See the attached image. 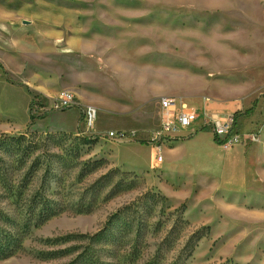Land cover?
<instances>
[{
	"label": "rangeland",
	"instance_id": "obj_1",
	"mask_svg": "<svg viewBox=\"0 0 264 264\" xmlns=\"http://www.w3.org/2000/svg\"><path fill=\"white\" fill-rule=\"evenodd\" d=\"M0 10L19 13L37 32L36 54L0 60V137L24 136L29 144L26 151L0 152V223L19 227L16 233L29 224L19 233L22 250L0 264H66L88 244L75 236L98 232L117 212L126 216L114 225L126 232L127 246L110 259L97 252L102 260L144 264L166 239V264L195 231L209 227L189 264H264V0H0ZM62 32L146 38L127 56L128 76H115L121 94L110 93L111 105L98 108L94 131L87 130L82 107L52 101L66 92L81 104L86 94L106 96L102 85L85 93L73 86L90 66L78 54L64 56ZM120 71L112 67L113 74ZM157 87L162 94L142 108L127 98ZM234 90L255 94L234 114L236 131L259 137L241 144L260 148L254 190L237 197L216 190L189 209V199L180 196L174 206L156 178L126 166H149L155 136L150 140L145 130L160 129V98L195 108L193 95L214 99ZM110 131L125 139L110 138ZM183 208L184 223L176 222L171 213ZM135 244L139 253L130 261Z\"/></svg>",
	"mask_w": 264,
	"mask_h": 264
},
{
	"label": "crops",
	"instance_id": "obj_2",
	"mask_svg": "<svg viewBox=\"0 0 264 264\" xmlns=\"http://www.w3.org/2000/svg\"><path fill=\"white\" fill-rule=\"evenodd\" d=\"M36 33L23 24L19 13L10 14L0 10V60L5 61L7 54H36ZM61 39L65 57L71 53L78 54L90 66L86 68L89 73L73 86H82L84 90H80L85 93L89 92V87L96 89L102 85L101 89L106 94L104 98L86 94L87 100L82 101L81 96L80 101L104 109L105 105H111L110 93L121 94L117 90L115 76L124 79L128 76L126 69L133 63L129 58L127 60V56L136 46H144L146 38L143 32H62ZM112 67L120 68L121 71L113 74ZM67 78L70 80L69 75ZM162 92L159 87L146 88L127 97L126 92L122 91L121 99L127 97L133 105L138 104L142 108ZM243 95L234 90L214 99L191 96L199 120L190 128L177 130L170 138L150 143L152 156L148 167L137 164L126 166L146 172L151 180L156 178L155 185L174 206L181 203L180 196L184 198L182 200L189 199V209L198 205L197 199H204L216 190L235 197L241 191L254 190L255 173L261 165L260 148L256 146L248 149L241 144L226 148L217 143L211 130L202 129L205 114L219 117L233 115L245 108L255 94L248 98ZM145 132L152 136L150 140L156 134V131ZM159 157H162L161 162L158 161Z\"/></svg>",
	"mask_w": 264,
	"mask_h": 264
},
{
	"label": "trees",
	"instance_id": "obj_3",
	"mask_svg": "<svg viewBox=\"0 0 264 264\" xmlns=\"http://www.w3.org/2000/svg\"><path fill=\"white\" fill-rule=\"evenodd\" d=\"M27 139L24 136L19 137H9L3 136L0 137V152H18L23 148L26 151V146L28 147ZM26 143V145H24ZM25 151L23 153H25ZM1 160V159H0ZM184 208L176 209L171 216L175 217L176 222L184 223L183 220ZM2 215L0 214V219ZM122 217H126L122 212H117L112 215L108 221L98 230V232L92 235H76L78 239L88 240V244L85 245L83 251H79L73 258L66 264H115L112 260H102L99 255L106 256L107 258L114 257L116 254V249L120 247V245H126L124 243V235L126 232H120L118 227L114 224L119 222ZM4 223V220H3ZM6 224L0 223V258H6L13 256L22 250V246L20 243L19 233H23L27 231V226L29 224H25L24 228H20L21 232H13L16 231L19 227H6ZM176 227L174 226L173 229ZM122 231V230H121ZM141 228L139 232H141ZM210 228L205 227L203 229H199L195 231L188 239V241L183 245L181 250L172 257L171 261L166 264H189V260L193 255L194 249L197 246V243L209 234ZM72 235L67 236L66 238H70ZM121 240V241H120ZM123 241V242H122ZM127 242V241H126ZM117 246V247H116ZM167 240L163 239L162 243L159 245L157 251L153 255L152 258L148 259V261L144 262V264H162L163 263V252L166 249ZM77 247V246H75ZM74 247V248H75ZM82 247V246H80ZM123 249V248H121ZM130 261L137 257L139 253V246L135 244L133 247H130ZM97 252L99 255H97ZM60 253V251L58 252ZM66 253V250L62 251V255ZM218 264H235L230 260L222 261Z\"/></svg>",
	"mask_w": 264,
	"mask_h": 264
},
{
	"label": "built area",
	"instance_id": "obj_4",
	"mask_svg": "<svg viewBox=\"0 0 264 264\" xmlns=\"http://www.w3.org/2000/svg\"><path fill=\"white\" fill-rule=\"evenodd\" d=\"M52 101L58 107L62 108L70 106L82 107L84 109L83 120L87 130H95L99 112L98 108L91 105L81 104L79 100L69 92L60 94ZM159 105L161 109V125L159 131L156 132L153 142L171 137L177 130L190 128L197 121L196 111L192 107L184 104L180 99L174 97H162L159 100ZM235 125L236 120L234 114L226 117L205 114L202 129L209 128L213 132L217 143L226 148L258 141V136L254 134H246L236 131ZM131 134L132 136L135 135V133ZM108 135L110 138L118 141H123L125 139V133L123 132L110 131ZM158 161L161 162L162 157H159Z\"/></svg>",
	"mask_w": 264,
	"mask_h": 264
}]
</instances>
